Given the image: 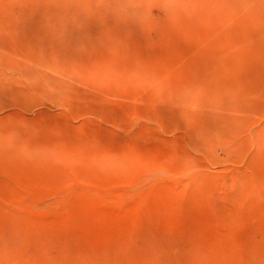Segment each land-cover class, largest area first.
Returning <instances> with one entry per match:
<instances>
[{"label":"rangeland","instance_id":"1","mask_svg":"<svg viewBox=\"0 0 264 264\" xmlns=\"http://www.w3.org/2000/svg\"><path fill=\"white\" fill-rule=\"evenodd\" d=\"M0 264H264V0H0Z\"/></svg>","mask_w":264,"mask_h":264}]
</instances>
